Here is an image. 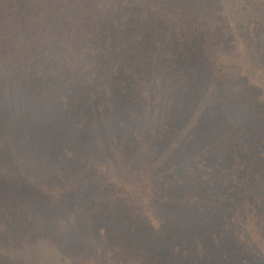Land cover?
Masks as SVG:
<instances>
[{
	"label": "trees",
	"instance_id": "16d2710c",
	"mask_svg": "<svg viewBox=\"0 0 264 264\" xmlns=\"http://www.w3.org/2000/svg\"><path fill=\"white\" fill-rule=\"evenodd\" d=\"M104 63L108 75L93 80L85 73ZM70 78L74 92L98 82L107 95L120 93L143 104V112L151 113L155 149L186 158L184 173L204 184L209 204L222 205L238 225L235 234L249 242L255 219L264 220L257 211L262 200L249 198L248 186L251 176L264 175V113L258 108L259 96L264 97V0H0V105L7 107L13 97L35 103L44 94V100L61 95L64 107ZM249 103L253 125L244 114ZM201 123L208 125L204 132ZM245 124L252 128L249 140ZM203 136L205 148L199 147ZM39 169L34 166L30 175L20 169L15 187L21 195L32 186L28 178L47 173ZM4 177L0 190L7 184ZM82 192V187L75 192L80 202ZM17 206L28 213L16 228L17 217L0 210V239L6 236L0 245L12 258L20 250L22 264L35 252L30 238L56 251L52 239L59 231L65 248L74 234L86 244L107 236L103 222L91 233L76 234L63 222L53 226L46 208L29 211L22 196ZM57 253L55 262L43 264H78ZM94 259L92 264H100Z\"/></svg>",
	"mask_w": 264,
	"mask_h": 264
},
{
	"label": "rangeland",
	"instance_id": "374dc122",
	"mask_svg": "<svg viewBox=\"0 0 264 264\" xmlns=\"http://www.w3.org/2000/svg\"><path fill=\"white\" fill-rule=\"evenodd\" d=\"M85 73H92L95 80L110 71L104 63ZM73 80H68L64 107L58 99L61 95L44 100V94L35 103L13 97L7 107L0 105V176L8 178L0 190V199L5 201L0 210L16 216L13 225L19 227L28 213L17 206L22 196L29 201V211L46 208L53 226L63 222L84 235L103 222L107 236L86 244L74 234L65 248L59 231L60 237L52 239L56 251L40 238H30L35 252L24 256L27 264L55 262L60 257L57 251L66 256L67 263L78 264H92L94 258L100 264H260L256 261L264 259V220L255 219L257 228L247 232L249 242L247 236L239 238L235 234L238 225L228 211L220 204L210 205L204 184L184 173L186 158H172L162 146L155 149L151 113L143 112V104L120 93L107 95L98 82L74 92ZM250 107L249 103L244 114L253 125ZM258 108L264 113L262 96ZM248 126L247 140L252 134ZM207 127L201 123L203 132ZM204 138L201 148H205ZM217 147L214 137L212 150ZM170 162L176 163L175 168ZM3 163L10 170H4ZM37 165L38 173H47L34 181L28 178L26 183L32 186L21 195L15 187L20 181L18 172L23 169L30 175ZM34 183L38 184L33 191ZM263 183L264 175L248 180L249 198H261L257 211L264 216ZM81 187L82 202L75 194ZM95 216L104 221L96 223ZM5 238L1 235L0 244ZM10 238L12 243L17 239L14 231ZM246 246L249 249H243ZM0 251L4 258L0 264H22L20 250L13 258L7 247L0 245Z\"/></svg>",
	"mask_w": 264,
	"mask_h": 264
}]
</instances>
